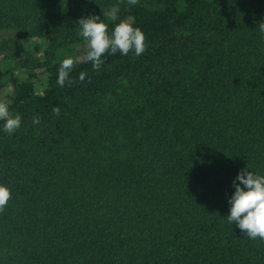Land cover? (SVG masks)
<instances>
[{"label": "trees", "instance_id": "16d2710c", "mask_svg": "<svg viewBox=\"0 0 264 264\" xmlns=\"http://www.w3.org/2000/svg\"><path fill=\"white\" fill-rule=\"evenodd\" d=\"M117 3L0 0V32L48 42L7 70L0 45L22 117L13 135L0 121V264H264V241L226 219L238 173L264 175V0H139L108 21ZM93 15L139 27L146 51L93 70L78 34Z\"/></svg>", "mask_w": 264, "mask_h": 264}, {"label": "clouds", "instance_id": "9594fccd", "mask_svg": "<svg viewBox=\"0 0 264 264\" xmlns=\"http://www.w3.org/2000/svg\"><path fill=\"white\" fill-rule=\"evenodd\" d=\"M120 3L136 6L139 0H118V3L103 11V16L111 22L119 19ZM79 36L84 42V54L80 58L92 64L95 71H99L105 63V55L127 56L133 53L141 56L147 49L146 36L139 27H134L127 21L115 23L111 32L109 25L103 22L100 16L82 17L78 20ZM258 30L264 34V22L257 24ZM76 59L68 57L60 62L58 68L57 85L71 86L73 81L69 74L73 71ZM85 73L81 72L79 80L83 82ZM57 117L60 115L59 107L52 109ZM41 118L33 117V124L39 125ZM0 121L3 122V131L7 135L15 134L22 125V117L9 111V104L0 101ZM238 182V183H237ZM235 189L228 200L230 205L226 219L231 225L237 226L245 238L264 241V175L254 174L248 168L241 170L233 180ZM12 198L10 189L0 185V213L4 212Z\"/></svg>", "mask_w": 264, "mask_h": 264}, {"label": "rangeland", "instance_id": "374dc122", "mask_svg": "<svg viewBox=\"0 0 264 264\" xmlns=\"http://www.w3.org/2000/svg\"><path fill=\"white\" fill-rule=\"evenodd\" d=\"M15 32L11 30L0 32V45L4 44L2 48V55H7V60L4 62V68L7 70L6 65L11 64L14 69H17V65L21 59H39L41 58L47 47L48 42L40 38H17ZM20 78H26L27 75L22 73ZM47 75L39 74L38 79H35L37 91L42 93L46 87ZM13 91V85L7 82L6 86L0 90V101H8Z\"/></svg>", "mask_w": 264, "mask_h": 264}]
</instances>
